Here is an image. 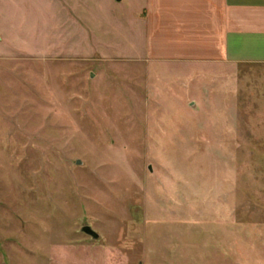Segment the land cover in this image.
Listing matches in <instances>:
<instances>
[{
  "label": "rangeland",
  "instance_id": "374dc122",
  "mask_svg": "<svg viewBox=\"0 0 264 264\" xmlns=\"http://www.w3.org/2000/svg\"><path fill=\"white\" fill-rule=\"evenodd\" d=\"M145 31V0H0V264H264V79Z\"/></svg>",
  "mask_w": 264,
  "mask_h": 264
},
{
  "label": "crops",
  "instance_id": "0c3cea01",
  "mask_svg": "<svg viewBox=\"0 0 264 264\" xmlns=\"http://www.w3.org/2000/svg\"><path fill=\"white\" fill-rule=\"evenodd\" d=\"M145 58L264 79V0H145Z\"/></svg>",
  "mask_w": 264,
  "mask_h": 264
},
{
  "label": "water",
  "instance_id": "95a60500",
  "mask_svg": "<svg viewBox=\"0 0 264 264\" xmlns=\"http://www.w3.org/2000/svg\"><path fill=\"white\" fill-rule=\"evenodd\" d=\"M83 231H84L86 234H88V235H90V236H92V237H94V238H99V234H98L96 231H94V230L92 229V227H90V226H86V227H84V228H83Z\"/></svg>",
  "mask_w": 264,
  "mask_h": 264
}]
</instances>
